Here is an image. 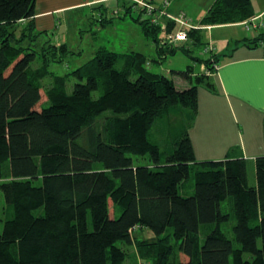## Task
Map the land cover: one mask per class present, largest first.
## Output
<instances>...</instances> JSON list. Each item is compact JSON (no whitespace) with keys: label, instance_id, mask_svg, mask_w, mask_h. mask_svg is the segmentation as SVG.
<instances>
[{"label":"trees","instance_id":"16d2710c","mask_svg":"<svg viewBox=\"0 0 264 264\" xmlns=\"http://www.w3.org/2000/svg\"><path fill=\"white\" fill-rule=\"evenodd\" d=\"M35 3L0 0V264H123L121 243H135L153 264H264V154L250 184L244 158L197 161L183 119L169 152L149 137L174 105L187 108V121L195 117L198 86L215 91L217 57L168 42L173 23L154 24L146 5L133 2L139 13L132 19L163 57L180 50L204 63L206 72L194 76L191 66L179 71L196 84L179 89L146 67L145 54L104 46L56 74L50 64L73 51L37 29ZM253 16L251 0H214L200 23ZM200 29L186 28L194 45L204 44ZM263 40L264 29L243 42ZM70 76L76 81L68 91ZM191 174L193 193L183 195L179 187ZM144 229L152 236L133 232Z\"/></svg>","mask_w":264,"mask_h":264},{"label":"crops","instance_id":"0c3cea01","mask_svg":"<svg viewBox=\"0 0 264 264\" xmlns=\"http://www.w3.org/2000/svg\"><path fill=\"white\" fill-rule=\"evenodd\" d=\"M107 1L114 0H36V27L40 30L53 32L52 36L54 37L64 21L60 15L64 16L72 11L88 8L98 10L100 19L99 24L94 26L96 31L105 28L113 32L119 27V20H122L123 16L139 13V11L127 13L128 6H131L132 10L137 7L138 10L139 5L135 4L134 6L133 2L145 1L156 8L160 14V20L166 24L173 23L174 28L168 33H172L174 29L176 31L182 28L186 30L189 27L172 19L180 15L186 17L184 20L193 26L191 28H201L202 38L204 32L207 31L211 43L204 42L206 44H203V51L207 49L205 51L208 55L206 58L215 55L218 62V69L210 73L215 84V91H210L205 86L199 85L195 117L187 121L184 117V114L188 113L187 109L179 110L177 114L180 116L174 120L173 125L182 126L184 122L189 124L187 133L197 161L220 160L226 157L244 158L248 169L255 178V159L264 154V40L254 47L246 45L243 41L256 37L264 29V0H251L253 17L258 16L261 25L250 30L246 28L243 21L202 25L200 20L214 0H115L116 3L112 7L105 5ZM182 1L185 3L181 6ZM189 2L190 5H188ZM131 21L132 23L124 20L121 25L126 26L124 31L126 37L132 31L137 35L140 44L134 47L126 42V48L117 52L123 54L136 51L145 54L146 67L154 71L153 67L160 65L159 62H162L168 55L163 57L164 55L158 51L156 43L143 33L140 24L133 19ZM214 29L227 30V32L224 30L220 33V35L224 34L222 39L226 42L223 43L224 45L222 44L221 53L216 52L218 43H213L215 38L212 37V31ZM163 35L164 33H162ZM56 42L59 43V41ZM183 42L187 46L192 44L191 40L186 39L182 40L179 45H182ZM102 46L116 51L110 45H99L97 49ZM194 63L199 64L198 71H195L196 64ZM188 66H191L190 74L192 76L196 73L206 72L203 62L199 63L194 60ZM184 79L192 81L191 77H184ZM143 231L148 233L147 236H152L149 229ZM133 244L135 245V243Z\"/></svg>","mask_w":264,"mask_h":264},{"label":"rangeland","instance_id":"374dc122","mask_svg":"<svg viewBox=\"0 0 264 264\" xmlns=\"http://www.w3.org/2000/svg\"><path fill=\"white\" fill-rule=\"evenodd\" d=\"M257 1V0H256ZM116 1H107L105 2V5H108L109 7H112ZM185 3V1L181 2V6ZM191 3L189 2L188 5ZM133 12L135 10L133 9ZM133 13V14H134ZM181 14V13H180ZM183 16V15H180ZM189 16V15H188ZM62 17V18H61ZM186 18L185 16H183ZM61 19H64L62 22L61 27L56 31L54 39L55 41L59 42H67L73 53L68 54L66 59L63 62L60 63H52L49 66V70L56 74H65L81 65L86 63L89 59H91L94 54L95 50L99 45H110V47H114L116 51H122L124 48H126L127 43L136 47L140 44V42L137 39V35H135L132 31H130L126 37L125 35V25H121V22L127 21L132 23V16L131 14H127L123 16L119 20V27L114 30L113 32H110L109 30L103 28L100 31H96L95 27L99 24V13L98 10L95 11V9H88V8H82L77 11H72L68 14L60 15ZM95 26V27H94ZM225 29H214L213 36L215 39L213 40V43L216 44V52L221 53L222 52V44L226 43L222 39L224 37V34L220 33L224 31ZM175 29L172 31V34L175 33ZM227 32V30H225ZM220 39V40H217ZM204 42H210L207 31L204 32L203 39ZM209 40V41H208ZM127 42V43H126ZM182 41H179L178 43H181ZM207 43V44H208ZM206 43H204L205 45ZM201 45H194L191 44V54L197 55L201 57L208 56L205 51H203V47ZM224 45V44H223ZM228 49V48H227ZM209 54V53H208ZM194 62L193 59H191L188 55L184 54L180 50H177L175 53L168 55L165 59L162 60V62H159L160 65L157 67H153L154 71H158L161 73H164L169 78H172L175 81L176 86L179 89H183L186 87H189L192 84H196L197 82L192 79V81H186L183 76L179 74L177 70H185L187 66ZM196 64L195 71L199 70V64ZM39 61L36 60L32 63V66H38ZM122 65V60H118L117 67H120ZM76 79L73 76H70L67 80V89L70 91L72 89L73 84L75 83ZM42 84L44 86H49L51 83H53L52 78L50 76H46L42 79ZM101 93V88H98V90L93 92V97H97ZM187 108L181 105H174V107L171 109L170 113L168 115H164L163 117L159 116L156 118V120L153 123L152 129L150 131L149 137L150 139L157 143L160 147V150L162 152H169L172 149L173 142L172 137L174 134H178L181 132L180 126H172L174 123V120L180 116V114H177L179 110H186ZM176 112V114H175ZM104 113L109 114L111 113L110 110L104 111ZM183 119V117H182ZM184 121V120H183ZM172 124V125H171ZM141 163H146V159L140 160ZM250 164L248 163V166ZM251 168V167H250ZM248 178L249 183L252 184L255 180L253 177L252 172L248 169ZM193 184H194V178L193 174H191L183 183L182 186L179 187V192L183 195H190L193 193ZM4 201L2 197H0V215H1V206L3 205ZM227 203V200L222 201V207ZM39 209L36 210V212ZM226 224L223 225V228H225ZM230 227V224H229ZM134 233L138 234V236L143 237H149L147 236L148 233L143 232H136V230L133 231ZM202 238L204 235H201ZM123 248L127 251L126 258L124 259L123 264H153V261L150 258H143V256H140L138 253V250L136 248V245L133 243H121ZM245 258H250L251 255L249 253H244Z\"/></svg>","mask_w":264,"mask_h":264},{"label":"built area","instance_id":"2783aa9c","mask_svg":"<svg viewBox=\"0 0 264 264\" xmlns=\"http://www.w3.org/2000/svg\"><path fill=\"white\" fill-rule=\"evenodd\" d=\"M140 3L146 5L145 7L147 9V14H150L151 22H153L154 24H160L162 27L166 26V23L164 21L160 20V14L158 13V11L157 10L155 11L154 7L151 4H146L145 1L140 2ZM172 19L180 22L183 25L186 24L187 26H189L187 28L193 27L192 25L187 24L185 22L183 16H179L177 18H172ZM243 23L245 24V26L248 30H250L252 28H254V29L258 28L261 25V21L258 19V16L252 17L248 20H245V21H243ZM166 36H167L168 42L174 43V44L178 43L179 41L187 39L186 30L184 28L178 29L174 34L168 33ZM205 51H207V49H205ZM214 68H215V70L218 69V63H214Z\"/></svg>","mask_w":264,"mask_h":264}]
</instances>
